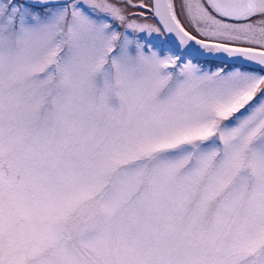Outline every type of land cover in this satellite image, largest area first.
Here are the masks:
<instances>
[{
	"label": "snow or ice",
	"instance_id": "1",
	"mask_svg": "<svg viewBox=\"0 0 264 264\" xmlns=\"http://www.w3.org/2000/svg\"><path fill=\"white\" fill-rule=\"evenodd\" d=\"M0 264H264V0H0Z\"/></svg>",
	"mask_w": 264,
	"mask_h": 264
}]
</instances>
